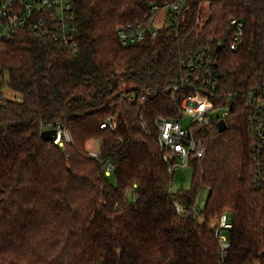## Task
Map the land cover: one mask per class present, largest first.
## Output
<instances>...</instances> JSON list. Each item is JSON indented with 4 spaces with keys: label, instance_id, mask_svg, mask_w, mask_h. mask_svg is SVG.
I'll return each mask as SVG.
<instances>
[{
    "label": "trees",
    "instance_id": "trees-1",
    "mask_svg": "<svg viewBox=\"0 0 264 264\" xmlns=\"http://www.w3.org/2000/svg\"><path fill=\"white\" fill-rule=\"evenodd\" d=\"M171 1L73 0L76 53L27 29L0 41L20 96L0 102V264H264V184L254 183L264 146L257 153L249 98L264 83V0H180L155 36L121 43L120 26ZM233 17L244 23L236 49ZM201 45L217 49L213 99L233 101L226 130L219 118L198 127L205 153L190 156L191 186L172 193L156 119L190 92L171 87ZM57 125L70 141L41 137ZM90 140L101 141L96 156ZM223 214L232 224L224 256L214 230Z\"/></svg>",
    "mask_w": 264,
    "mask_h": 264
},
{
    "label": "built area",
    "instance_id": "built-area-1",
    "mask_svg": "<svg viewBox=\"0 0 264 264\" xmlns=\"http://www.w3.org/2000/svg\"><path fill=\"white\" fill-rule=\"evenodd\" d=\"M182 3L180 0H172L163 5L153 4L144 22L127 24L117 29V35L123 45H131L138 42L147 34L155 36L159 26L155 19L161 9L167 14L165 22L169 23L170 18L178 13ZM76 14L73 0H0V41L12 38L21 29H27L31 33L49 39L55 43L65 46L76 53L79 44L76 39ZM230 27L233 32L234 49L237 48V41L243 33L244 23L238 18L230 19ZM217 49L208 45L199 46L193 53L181 61L184 74L172 85L174 91L190 90L177 103V113L171 116H159L156 119L158 130V142L164 151V160L169 164V172L174 173L176 167H187L190 156L195 154L202 157L205 147L197 135L198 127L204 128L210 125L216 118L226 119L233 101L232 94L228 95L227 103H218L213 99V91L219 83V73L216 69ZM148 96L142 94V98ZM8 98L19 99L7 84V76L0 66V102ZM250 100L254 107V130L256 134V150L261 152L264 146V83L251 92ZM222 111L221 114L214 113ZM190 118L189 124H184L183 117ZM218 120V121H219ZM111 123V118L103 122L101 127ZM115 124H111L113 127ZM143 128L148 131L144 123ZM58 129V137L54 143L62 145V137L70 141L71 136L67 130L60 125L51 126ZM98 153V152H97ZM97 153H91L96 156ZM113 169L107 165L106 174ZM256 186L264 184V177L258 174L254 178ZM197 205V199H196ZM196 205L194 209H196ZM177 211L182 213L184 208L177 203ZM228 214H223L217 221L214 230L219 242L221 254L224 256L231 243L227 230L231 227Z\"/></svg>",
    "mask_w": 264,
    "mask_h": 264
},
{
    "label": "rangeland",
    "instance_id": "rangeland-1",
    "mask_svg": "<svg viewBox=\"0 0 264 264\" xmlns=\"http://www.w3.org/2000/svg\"><path fill=\"white\" fill-rule=\"evenodd\" d=\"M166 14H167L166 10L161 9L156 16L155 24L158 26H161L165 20ZM124 58H125V55L121 58L119 62L120 63L119 68L122 67ZM221 112H222L221 110L216 111L214 115L216 116L217 114H221ZM182 121L184 122V124H189L190 118L187 115H185ZM87 145H88L90 153H93V152L97 153L101 145V141L90 140ZM107 177L110 180V182H113V184H116V178H115L114 172H111V173L109 172L107 174ZM191 182H192V168L190 166H187V167L178 166L176 167L173 173V178H172L171 187H170L171 192L177 193L181 189H187L191 186ZM207 197H208V188L204 187L198 192L197 207L199 210H202L205 207Z\"/></svg>",
    "mask_w": 264,
    "mask_h": 264
},
{
    "label": "water",
    "instance_id": "water-1",
    "mask_svg": "<svg viewBox=\"0 0 264 264\" xmlns=\"http://www.w3.org/2000/svg\"><path fill=\"white\" fill-rule=\"evenodd\" d=\"M232 103V101H229ZM217 127L220 131H224L227 129V122L225 119H220L217 122ZM41 137L48 140V141H54L58 137V129L56 127L52 128H46L41 131Z\"/></svg>",
    "mask_w": 264,
    "mask_h": 264
}]
</instances>
